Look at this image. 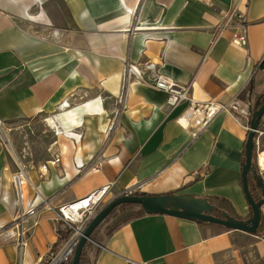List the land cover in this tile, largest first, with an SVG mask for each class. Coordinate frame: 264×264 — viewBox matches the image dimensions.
Wrapping results in <instances>:
<instances>
[{"label":"crops","instance_id":"obj_1","mask_svg":"<svg viewBox=\"0 0 264 264\" xmlns=\"http://www.w3.org/2000/svg\"><path fill=\"white\" fill-rule=\"evenodd\" d=\"M233 9L244 15V47L230 29L214 40ZM263 58L264 0H0V123L43 116L52 131L50 158L33 175L23 171L24 200L38 195L39 207L25 218L26 245L20 254L5 238L11 231L0 235V264H40L62 244L55 210L106 185L116 195L207 197L248 217L241 171L250 118L222 110L192 138L176 121L187 104L167 109L150 79L249 109L264 95ZM255 147L264 151V137ZM259 174L264 183V167ZM139 209L119 205L103 223L88 249L94 264H264V204L255 234Z\"/></svg>","mask_w":264,"mask_h":264},{"label":"built area","instance_id":"obj_2","mask_svg":"<svg viewBox=\"0 0 264 264\" xmlns=\"http://www.w3.org/2000/svg\"><path fill=\"white\" fill-rule=\"evenodd\" d=\"M228 29L232 31L231 42L238 47H244L247 43V34L243 13L233 9L229 13L224 14V20L215 27L214 40ZM145 67L147 69H152L153 65L152 63H148L145 64ZM127 69L138 77H142L140 71L134 65H127ZM150 80L152 81L151 84L154 88L162 90L167 94V109H173L181 103L187 104L185 110L177 117L176 121L181 127L190 130L192 138H196L204 129H206L213 118L222 110L226 109L229 111L236 121H239L244 117L250 118L248 107L242 105V102L238 99H234L228 104H222L215 99L198 101L192 96L190 84L180 85L167 81L161 76H154ZM246 128L249 130V126H246ZM261 137H264V113L256 130V146L259 144V139ZM263 155L264 151H260L257 154L256 161L259 169L264 167ZM13 181L16 189L17 202L22 207V211L19 213L16 222V226H20L17 243L21 254L22 248L26 245V238L24 236L26 235V232L23 229V224L26 217L36 215L39 209L38 205L35 204L38 195L32 201L24 200L20 173L13 177ZM109 191L110 185H106L100 189L92 191L84 197L63 204L55 210L54 219L57 223L56 232L58 237L61 236V233H66L67 237L62 240V244L57 250L54 251L52 247L49 248L45 264L71 263L83 231L98 211L105 206L102 205V202ZM122 194H131V191H124L121 195ZM41 202L44 204L47 203L45 199H42ZM88 242L92 244L94 243L91 238L88 239Z\"/></svg>","mask_w":264,"mask_h":264},{"label":"water","instance_id":"obj_3","mask_svg":"<svg viewBox=\"0 0 264 264\" xmlns=\"http://www.w3.org/2000/svg\"><path fill=\"white\" fill-rule=\"evenodd\" d=\"M264 113V101L256 107L249 120V130L245 142V159L242 165L241 180L245 198L250 206V215L246 220H237L223 212L222 217L212 214L214 206L206 197L189 194L175 195H140L122 194L111 199L89 222L79 240L70 264H79L82 250L93 230L119 205L126 203L139 205L146 214H166L202 223H210L229 230H239L249 234L257 232L260 221V208L263 201H255L248 188L247 175L252 169L253 150L256 130Z\"/></svg>","mask_w":264,"mask_h":264},{"label":"rangeland","instance_id":"obj_4","mask_svg":"<svg viewBox=\"0 0 264 264\" xmlns=\"http://www.w3.org/2000/svg\"><path fill=\"white\" fill-rule=\"evenodd\" d=\"M45 118L36 116L0 123V219L7 218L5 222L0 223V235L6 236L9 231L13 232L12 237H5L8 240L14 239L18 242L20 226H16V222L22 211V207L17 202L13 177L19 172L21 173L20 177L22 174L33 175L50 158L48 145L51 141L52 131L44 121ZM116 194L118 192L111 190V193H108L104 198L102 205H106L111 199L118 196ZM24 225L26 227V224H23L25 230ZM24 236L27 239V234ZM2 238L3 236H0V242ZM47 257L48 253L40 264H45Z\"/></svg>","mask_w":264,"mask_h":264},{"label":"trees","instance_id":"obj_5","mask_svg":"<svg viewBox=\"0 0 264 264\" xmlns=\"http://www.w3.org/2000/svg\"><path fill=\"white\" fill-rule=\"evenodd\" d=\"M259 68H261V69L264 68V58H263L262 62L260 63ZM252 86H253V78L250 81L248 87H246V89L242 92L241 96L243 98H244L246 92H249L251 94ZM263 101H264V95L262 97L257 98L254 102L251 101L250 106H249L250 116L255 111L256 107L259 106ZM244 159H245V153H244ZM256 160H257V151H256V147H255V144H254L252 169L247 175L248 188H249L250 194L252 195L253 199L256 202L262 200L263 204H264V183H263V181H262V179L260 177L259 168L257 166V161ZM241 182H242V180H241ZM140 195H144V194H140ZM207 199H208L209 203L214 206L212 214L215 215V216L222 217V213L226 212L230 216H232L233 218H235L237 220H246L249 217V215H250V213H249L248 217H246V218L233 216L225 208L224 205L221 206L217 202H214L213 199H209V198H207ZM222 203H223V201H222ZM123 205L126 206V205H130V204L126 203V204H123ZM115 209H113L110 212V214L93 230V232L91 233V236H90V238L92 240H94V235L99 230L100 226L105 222V220L112 214V212ZM143 213H145V212L140 207V209L138 210V212L136 214H143ZM260 218H261V215H260ZM260 226H261V223L259 221V226H258L257 231H259ZM66 237H67L66 233H61L60 239H65ZM90 244L91 243H89L88 241L86 242V244H85V246H84V248L82 250V253H81L79 264H94L95 258H96V252L93 251V250L88 251V249L90 247Z\"/></svg>","mask_w":264,"mask_h":264},{"label":"bare ground","instance_id":"obj_6","mask_svg":"<svg viewBox=\"0 0 264 264\" xmlns=\"http://www.w3.org/2000/svg\"><path fill=\"white\" fill-rule=\"evenodd\" d=\"M64 104H65V102H64ZM87 108V107H86ZM49 119V118H48ZM55 119V118H54ZM57 121V120H56ZM52 121L51 120H49V123H51ZM53 124V123H52ZM51 125V124H50ZM59 125V124H58ZM53 126V125H52ZM55 126V125H54ZM57 127V126H56ZM55 128V127H54ZM53 128V129H54ZM62 132V131H61ZM20 175H21V173H20ZM20 179H21V182L23 183V188H24V190H25V184L28 182V178H27V176H25L24 174H22V177H20ZM24 190H22V194H23V197H24ZM10 235L12 236V235H14L13 234V232H10Z\"/></svg>","mask_w":264,"mask_h":264}]
</instances>
